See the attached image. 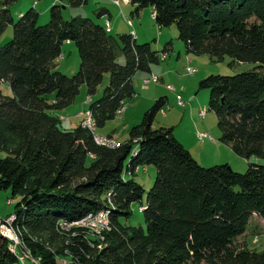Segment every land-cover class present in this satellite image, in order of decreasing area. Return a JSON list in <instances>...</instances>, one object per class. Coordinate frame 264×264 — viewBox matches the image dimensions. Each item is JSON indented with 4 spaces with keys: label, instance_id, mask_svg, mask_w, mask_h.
<instances>
[{
    "label": "trees",
    "instance_id": "obj_1",
    "mask_svg": "<svg viewBox=\"0 0 264 264\" xmlns=\"http://www.w3.org/2000/svg\"><path fill=\"white\" fill-rule=\"evenodd\" d=\"M20 1L0 0V37L9 25L14 33L0 43V191L20 197L12 213L19 242L0 233V264H264V251L237 244L253 216L264 219V0H129L136 15L151 8L160 29L175 25L187 54L256 65L200 82L210 91L220 141L261 161L243 174L228 164L200 166L174 128L155 129L166 97L117 147L99 145L81 123L63 130L55 113L83 86L96 95L106 74L109 84L88 110L97 128L115 119L136 96V73H150L172 44L160 53L91 18H64L61 3L79 8L88 0H51L46 25L35 8L15 21L12 7ZM66 43L80 57L72 77L56 64ZM145 166L157 176L143 204L135 175ZM137 203L145 229L130 223ZM101 212L109 225L100 234L82 226Z\"/></svg>",
    "mask_w": 264,
    "mask_h": 264
},
{
    "label": "rangeland",
    "instance_id": "obj_2",
    "mask_svg": "<svg viewBox=\"0 0 264 264\" xmlns=\"http://www.w3.org/2000/svg\"><path fill=\"white\" fill-rule=\"evenodd\" d=\"M34 3V0H22L15 4L12 7L15 21L20 19L21 12L25 14L35 8L40 13L39 24H48L53 6L52 1L42 0L35 6ZM61 6L66 20L82 16L101 23H105V19L109 20V16L106 18L99 16L101 11L106 9L112 15L110 19L112 35L129 34L134 29L139 45L151 43L152 49L160 53L168 44L173 45V49L168 53V59L153 64L151 73L143 71L136 73L133 78L136 96L126 100L124 111L119 112L115 119L107 121L104 127L93 131L97 137L105 138L102 135H112L113 137L106 136V138H109V144L116 145L115 147L125 143L129 139L130 129L141 123L145 112L159 98L166 97L168 103L163 111L158 113L153 127L155 129L174 128V135L200 166L209 168L228 164L232 170L243 174L246 173L250 164L261 163L254 157L245 159L238 156L229 145L220 141L221 131L218 127V118L215 112L209 108L210 91L200 88V82L207 77L212 75L234 76L249 72L255 68V64L235 62L230 57H225L223 61H220L207 55L187 54L184 43L179 39L177 27L173 25L160 29L152 17L151 8L142 9L136 15V6L123 0L120 1L119 6L115 4L114 0H88L86 5L79 8L70 7L67 3H61ZM127 22H132L133 26L130 27ZM13 36V26L9 25L0 37V43H5ZM125 61V56L120 54L117 62L123 65ZM56 64L57 69L63 74L69 77L75 75L80 67V57L76 45L64 44L62 56ZM187 68L195 69V73L189 74ZM153 74L161 80L158 83L153 82L145 85L144 81ZM108 84L109 74H106L96 95L91 99H99ZM168 86H173L175 90H169ZM88 98L87 88L83 86L71 106L55 113L62 121L63 130L72 131L86 120L87 115L84 111L89 108ZM81 111L83 115L79 114L78 118L77 114ZM203 112L204 117L202 116ZM203 133H207L213 140L206 139L200 142L198 134ZM156 176L157 170L153 166H145L135 175V180L145 190L143 204H146L147 194L153 187ZM19 201L20 197L13 198L11 191H0V219L9 218V225H5V227L0 225V233L2 232L15 244H18L19 239L13 227L14 221L10 220H13L12 213ZM139 206V203L134 205L130 223L145 229L146 224ZM90 225L92 230L99 229L101 231L105 227V221L97 218ZM237 244L248 247L250 250L264 251V219L258 215L253 216L246 233L237 240Z\"/></svg>",
    "mask_w": 264,
    "mask_h": 264
},
{
    "label": "built area",
    "instance_id": "obj_3",
    "mask_svg": "<svg viewBox=\"0 0 264 264\" xmlns=\"http://www.w3.org/2000/svg\"><path fill=\"white\" fill-rule=\"evenodd\" d=\"M120 1L121 0H115L114 2H115V4L116 5H120ZM156 15H155V13H152V17H155ZM127 24L130 26V27H132L133 25H132V22H127ZM105 28H106V31L109 33V32H111V25H110V21H107L106 23H105ZM130 34H131V36L132 37H134V38H136V31L134 30V29H132L131 30V32H130ZM168 59V54L167 53H161L160 55H159V60L160 61H166ZM187 71H188V73L189 74H194L195 73V69H192V68H187ZM160 81V79H159V77H157V76H155V75H152L150 78H148V79H146L145 81H144V84L145 85H149L150 83H158ZM168 89L169 90H172V91H174L175 90V88L173 87V86H168ZM91 101V98L89 97L88 98V102H90ZM124 107L120 110V113L122 112V111H124ZM163 111V110H162ZM84 112H90V110H85ZM202 116L204 117L205 116V114H204V112H203V114H202ZM81 125H88L89 126V124H84V122H81ZM198 139H199V141L200 142H203L204 140H206V139H212L207 133H203V134H198ZM213 140V139H212ZM98 141H99V143H105V144H107L108 142H109V138H106V136H105V139H98ZM105 218V216L103 217V219ZM0 225L1 226H3V227H5V225H9V218L8 219H6V220H2V219H0ZM65 225H70V224H65ZM27 256L28 255H24V258H25V260H26V258H27Z\"/></svg>",
    "mask_w": 264,
    "mask_h": 264
},
{
    "label": "bare ground",
    "instance_id": "obj_4",
    "mask_svg": "<svg viewBox=\"0 0 264 264\" xmlns=\"http://www.w3.org/2000/svg\"><path fill=\"white\" fill-rule=\"evenodd\" d=\"M155 18V17H154ZM85 114L87 115L86 116V120L84 121V124H89V126L88 125H83L85 128H88L89 130H92V131H94L95 129H97V126H96V123H95V121H94V119H93V116H92V114H91V112H85ZM84 114V115H85ZM81 115H83V114H81ZM96 138V141H97V143L99 144V145H102V146H107V147H115V146H113V145H111V144H109L110 143V141L107 143V144H105V143H99V141H98V139H105V138H101V137H95ZM105 216V218L103 219V217ZM97 218H100V219H102V220H104L105 221V227L103 228L102 226V230L101 231H99V229L97 230V231H95V232H97V233H101L103 230H105L107 227H108V225H109V223H108V216H107V214L106 213H104V212H101V213H98L97 215H95V216H93V215H91V216H89L87 219H85L81 224H82V226H85V227H89V228H91V225H90V223H92L95 219H97ZM15 220V218L13 217V220H10V221H14ZM103 224V223H102ZM78 225H79V223H78ZM93 226V225H92ZM88 228V229H89ZM6 229V228H5ZM92 229H90V231H91ZM94 231V230H93ZM1 234H2V232H1ZM2 235H4V234H2ZM13 240V239H12ZM23 262H24V259L22 258L21 259Z\"/></svg>",
    "mask_w": 264,
    "mask_h": 264
},
{
    "label": "crops",
    "instance_id": "obj_5",
    "mask_svg": "<svg viewBox=\"0 0 264 264\" xmlns=\"http://www.w3.org/2000/svg\"><path fill=\"white\" fill-rule=\"evenodd\" d=\"M124 2H126V3H129V0H123ZM53 4V3H52ZM36 5V3H34V6ZM101 13H102V16H100L101 18H106L107 16H109V20H107V19H105V23L107 22V21H110V19L112 18V15H111V13L108 11V10H106V9H103L102 11H101ZM101 23V22H100ZM105 23H102L103 25H105ZM110 25H111V23H110ZM112 33V32H111ZM136 37H137V35H136ZM66 44H69V43H66ZM172 49H173V45H172V47H171ZM151 72H152V70H151ZM150 72V73H151ZM154 75V74H153ZM160 80H161V78H159ZM81 113H83L82 111L81 112H79L78 114H77V117L79 116V114H81ZM79 118V117H78ZM81 118V117H80ZM82 119V118H81ZM102 136H111V137H113L112 135H102Z\"/></svg>",
    "mask_w": 264,
    "mask_h": 264
}]
</instances>
